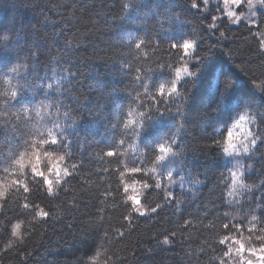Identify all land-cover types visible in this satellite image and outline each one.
<instances>
[{
	"label": "trees",
	"instance_id": "1",
	"mask_svg": "<svg viewBox=\"0 0 264 264\" xmlns=\"http://www.w3.org/2000/svg\"><path fill=\"white\" fill-rule=\"evenodd\" d=\"M262 247L264 13L0 0V264H260Z\"/></svg>",
	"mask_w": 264,
	"mask_h": 264
},
{
	"label": "rangeland",
	"instance_id": "2",
	"mask_svg": "<svg viewBox=\"0 0 264 264\" xmlns=\"http://www.w3.org/2000/svg\"><path fill=\"white\" fill-rule=\"evenodd\" d=\"M205 6L219 7L230 21L233 27H239L241 25H247L250 27H256L259 21V15L264 13V0H203ZM188 77V76H187ZM185 74L177 75L174 82L175 85L169 86L166 90L172 91L174 86L177 88L187 78ZM135 119L132 120L133 124ZM251 118L249 113L238 117L230 127L226 147L224 153L231 150L232 155H225V160L230 168L231 184L237 189V186L241 183L244 174L243 165L239 161L241 154H247L250 150V145L253 142V134L251 127ZM59 127L57 121H53L52 128ZM254 145V142H253ZM252 145V146H253ZM247 151H243L244 148ZM236 148H240L241 151L237 153ZM169 158L167 151L162 152L161 163L166 162ZM171 172L169 169L163 173V177L169 179ZM234 191V190H233Z\"/></svg>",
	"mask_w": 264,
	"mask_h": 264
},
{
	"label": "clouds",
	"instance_id": "3",
	"mask_svg": "<svg viewBox=\"0 0 264 264\" xmlns=\"http://www.w3.org/2000/svg\"><path fill=\"white\" fill-rule=\"evenodd\" d=\"M235 151H236L237 153H239V152L241 151V149H240V148H236ZM243 151H247V148L245 147V148L243 149ZM232 154H233V152H232L231 150H229V151H227V152L225 153V155H229V156L232 155ZM157 186H159V185H157ZM5 247L7 248L8 245H6ZM261 249H264V247H262ZM260 264H264V258L261 259Z\"/></svg>",
	"mask_w": 264,
	"mask_h": 264
},
{
	"label": "snow or ice",
	"instance_id": "4",
	"mask_svg": "<svg viewBox=\"0 0 264 264\" xmlns=\"http://www.w3.org/2000/svg\"><path fill=\"white\" fill-rule=\"evenodd\" d=\"M112 153H109V155H111ZM242 250H247V249H242ZM249 251H252L253 253L255 252H260L261 254H264V249H258V250H249ZM264 258V255H261L260 259Z\"/></svg>",
	"mask_w": 264,
	"mask_h": 264
}]
</instances>
